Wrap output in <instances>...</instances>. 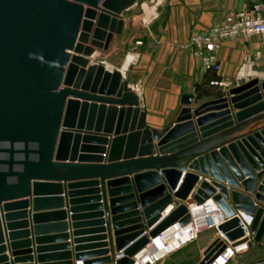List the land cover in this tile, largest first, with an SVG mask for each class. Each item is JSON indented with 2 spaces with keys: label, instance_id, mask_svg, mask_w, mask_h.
<instances>
[{
  "label": "water",
  "instance_id": "95a60500",
  "mask_svg": "<svg viewBox=\"0 0 264 264\" xmlns=\"http://www.w3.org/2000/svg\"><path fill=\"white\" fill-rule=\"evenodd\" d=\"M142 1L0 0V264H135L209 202L226 222L200 264L264 246V82L183 95L160 131L119 71L89 66Z\"/></svg>",
  "mask_w": 264,
  "mask_h": 264
},
{
  "label": "crops",
  "instance_id": "0c3cea01",
  "mask_svg": "<svg viewBox=\"0 0 264 264\" xmlns=\"http://www.w3.org/2000/svg\"><path fill=\"white\" fill-rule=\"evenodd\" d=\"M256 4L264 6V0H165L143 18L131 16L137 7L143 8L142 3L138 4L122 17L125 21L123 34L114 38L108 52L97 51L96 56L89 59V66L103 57V65L109 71L125 75L124 72L130 70L124 80L138 97L146 114L147 128L162 131L175 122L183 95H192L196 108L226 97L229 91L245 83L264 82V42L261 38L238 37L222 42L216 55L218 71H206L190 45L192 35L206 33L222 25L226 17ZM135 82L146 86L144 94L136 92ZM148 164L158 166L157 163ZM142 169L137 164L129 168V173L136 174ZM28 211L32 212V206ZM219 237L217 233L212 238H202L157 264L177 254H182V259L173 260L174 264H200L206 249ZM229 264H264V246L253 245Z\"/></svg>",
  "mask_w": 264,
  "mask_h": 264
},
{
  "label": "built area",
  "instance_id": "2783aa9c",
  "mask_svg": "<svg viewBox=\"0 0 264 264\" xmlns=\"http://www.w3.org/2000/svg\"><path fill=\"white\" fill-rule=\"evenodd\" d=\"M238 37L251 39L253 37H259L264 42V6L256 4L249 9L240 11L238 13L232 14L225 18L222 25L212 27L206 33L194 34L190 39V45L194 50L195 56L202 62L203 67L206 71H218L219 66L217 63V52L220 48V44L227 40H234ZM137 93H141L136 89ZM209 202L205 206L198 207L196 205L189 206V210L192 215L193 206L197 208L208 207ZM215 214L220 217L221 223L218 226L208 223L204 231H199L193 222V217L191 223L186 227H180L179 225L174 226L170 230L163 233L157 239L153 240L150 246L142 252L139 256L135 258V264H157L161 260L171 256L176 251L182 249L183 247L194 243L197 241L198 235L210 229H218V227L226 222L225 216L220 212L216 206ZM248 225L251 219L248 218ZM175 236H180L182 239L180 243L171 246V242L164 241L163 244L169 246V248L164 251L161 255L157 252V244L152 247L153 243L163 240V238L171 231H174ZM173 234V233H172ZM177 234V235H176ZM166 240V239H165ZM248 245L244 244L236 248H228L223 255L214 262V264H220V260H224V264H229L235 257L242 254L248 250ZM149 249V250H148ZM148 250V251H147Z\"/></svg>",
  "mask_w": 264,
  "mask_h": 264
},
{
  "label": "bare ground",
  "instance_id": "6f19581e",
  "mask_svg": "<svg viewBox=\"0 0 264 264\" xmlns=\"http://www.w3.org/2000/svg\"><path fill=\"white\" fill-rule=\"evenodd\" d=\"M141 3H143V2H141ZM141 3H138V4H141ZM138 4H136V5H138ZM136 5H134V6H136ZM142 7L143 8L144 7L146 8V5H143ZM96 53H97V51L94 53L93 56H96ZM94 65H98V64H94ZM107 71H109V70H107ZM110 72H112V71H110ZM139 94L141 95V93H139ZM191 205L192 204H188V207L191 206ZM169 211H171V210H169ZM215 212H216V205H214V204H209L208 207H203L202 209L201 208H197L196 206H193L191 217H193V220H194L193 222L195 223L196 228L199 231H204L205 230V227L208 226V223H212V224L218 226L219 223H221V219H220L219 216H217L215 214ZM190 214H191V212H190ZM174 232H175V230L169 232L168 234H166V236L163 238V240L157 241L156 243H153L152 244V247H154L156 244L158 245L157 246L158 247L157 248V250H158L157 252L159 253V255H161L162 253H164V251H166L169 248V246H166L165 244H163L164 241L171 242V246L174 245V247H175V245H177V244L180 243V240L182 239V237L180 238V236H177V237L175 236V238H174V236H173L174 235ZM219 263L220 264H224V260H220Z\"/></svg>",
  "mask_w": 264,
  "mask_h": 264
},
{
  "label": "rangeland",
  "instance_id": "374dc122",
  "mask_svg": "<svg viewBox=\"0 0 264 264\" xmlns=\"http://www.w3.org/2000/svg\"><path fill=\"white\" fill-rule=\"evenodd\" d=\"M165 0H143L142 2V4L143 5H146V8L144 7V8H141V7H137V9H136V11L135 12H133V13H131V16H133V17H139V18H143V16H145V14L147 15L149 12L151 13L152 11H154L155 10V8L158 6V7H160L162 4H163V2H164ZM142 5V6H143ZM158 7H157V9H158ZM130 32V31H129ZM137 45V44H136ZM137 47L139 48V46L137 45ZM141 48V47H140ZM142 50V49H141ZM99 60H97V64L99 63V64H101V65H103V63L105 62V60L103 59V57L102 58H98ZM104 66V65H103ZM129 71L130 70H127V71H125L124 72V74L125 75H123V79L125 78V76L126 77H128V74H129ZM125 81V80H124ZM218 85V84H217ZM134 86H135V88L136 89H138L140 92H141V94H144V91H145V87L146 86H144V84L143 83H141V82H135L134 83ZM218 232H217V230L216 229H210L209 231H205V232H203V233H200L199 235H198V238H197V241L198 240H201L202 238H206V239H209V238H212L213 236H215V234H217ZM197 241H195V242H197ZM194 242V243H195ZM193 244V243H192ZM186 247V246H185ZM181 250V249H180ZM179 251V250H178ZM182 259V254L180 255V254H177V255H175V256H173L170 260H168V261H165L164 263H162V264H174L175 262H172L173 260L174 261H178V260H181ZM164 260V259H163ZM163 260H161V261H163Z\"/></svg>",
  "mask_w": 264,
  "mask_h": 264
}]
</instances>
